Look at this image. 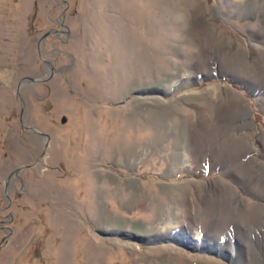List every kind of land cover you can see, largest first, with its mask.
<instances>
[{"label":"rangeland","instance_id":"1","mask_svg":"<svg viewBox=\"0 0 264 264\" xmlns=\"http://www.w3.org/2000/svg\"><path fill=\"white\" fill-rule=\"evenodd\" d=\"M0 264H264V0H0Z\"/></svg>","mask_w":264,"mask_h":264},{"label":"water","instance_id":"2","mask_svg":"<svg viewBox=\"0 0 264 264\" xmlns=\"http://www.w3.org/2000/svg\"><path fill=\"white\" fill-rule=\"evenodd\" d=\"M65 4H66V2H65ZM66 8H67V4H66V7H65L64 11L66 10ZM54 32H55L54 30H51V31H49V32H46L45 34L42 35V39L45 38V37H47V36H49V35H51V34L54 33ZM29 81H30V82H34V83H38V82H43L44 80L42 81V80H37V79H29ZM18 89H19V86H18ZM133 95H139V96H140V95H144V92H143V91L134 92ZM17 96L19 97L18 92H17ZM19 99L21 100L20 97H19ZM30 130L33 131L34 133L40 135V136H44L41 132H39V131H37V130H35V129H30ZM12 175H13V174H10V175H9V178H10Z\"/></svg>","mask_w":264,"mask_h":264}]
</instances>
